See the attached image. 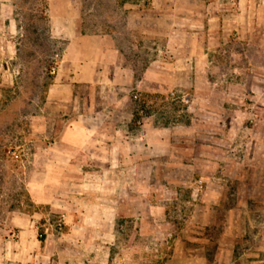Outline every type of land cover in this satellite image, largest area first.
Returning <instances> with one entry per match:
<instances>
[{"label":"crops","instance_id":"0c3cea01","mask_svg":"<svg viewBox=\"0 0 264 264\" xmlns=\"http://www.w3.org/2000/svg\"><path fill=\"white\" fill-rule=\"evenodd\" d=\"M123 1L120 15H108L111 23L89 31L78 0H43L42 13L61 49L41 107V121L32 125L33 137L21 145L33 148L25 184L34 208L10 217L0 234V264H129L124 251L138 243L136 238L145 236L147 229L176 226L167 219L168 199L163 193L148 194L149 221L140 219L145 205L129 206L131 197L147 198L145 164L158 170L171 166L164 180L175 186V199L181 197L182 187L189 186L193 207L186 228L207 229L214 209H225L229 194L205 186L212 176L210 166L217 164L221 176L228 160L214 162L204 150L199 157L192 145L181 143V136L194 141L198 134L194 126L156 125L143 113L147 100L174 90H183L187 98L199 102L216 85L226 102L235 97L226 90L228 84L256 81L237 72L252 69V38L259 22L263 23L256 12L259 0ZM16 4V0H0V47L2 37L10 45L15 37L11 26ZM8 20L6 34L1 22ZM232 44L243 49H230L232 71L220 75L212 53ZM260 48L257 51L264 50ZM156 52L167 55L162 58ZM241 56L247 60L245 65L238 60ZM248 88L252 96L253 89ZM138 101L142 105L135 107ZM221 108L213 111L201 103L200 112L229 115L223 102ZM234 108L252 123L261 114L258 103H239ZM202 147L209 148V142ZM236 193L240 197L241 192ZM235 206L228 210L245 212L241 204ZM42 207L63 212L62 235L42 229L46 226ZM131 216L136 220L126 219ZM198 233L175 239L180 244L193 243L204 232ZM184 249L188 248L182 247L181 254Z\"/></svg>","mask_w":264,"mask_h":264},{"label":"rangeland","instance_id":"374dc122","mask_svg":"<svg viewBox=\"0 0 264 264\" xmlns=\"http://www.w3.org/2000/svg\"><path fill=\"white\" fill-rule=\"evenodd\" d=\"M78 1L86 29L89 31L111 23L108 15L113 17L114 14L120 15L122 13L120 4L124 2ZM215 1L220 3L223 0ZM16 2V19L11 26L15 37L13 36L11 45L2 37L0 47V234L9 226V219L14 213L21 210L31 211L34 208L25 184L26 173L32 166L30 159L33 148L31 144L21 145L33 137L29 132L32 125L41 121V107L52 76L50 69L57 60V52L61 49L60 42L50 34L47 16L42 13L45 4L43 0ZM256 12L258 19H263V23L259 22L257 28L259 31L252 38L255 44L250 49L252 69L237 72L239 76L245 73L247 76L250 75L251 79L258 78L256 81L253 80L246 85L228 84L226 90L232 92L235 97L226 102L223 94L217 92L216 85L213 87L214 90L211 88L208 92L209 97L199 102L187 98L183 90H174L167 96L159 95L152 101L147 100L143 113L156 125L173 128L194 126L195 132L198 133L194 141L190 137L181 136V143L192 145L193 151L198 153L199 157L204 150L214 162H220L225 158L228 160L225 172L221 176L219 173L221 168L217 164L210 166L209 172L212 176L205 186L206 189H224L229 194L223 203L225 209H214L212 224L207 229L186 228L185 222L193 207V200L187 192L189 186L182 187L181 197L175 199L173 194L175 186L164 180V176L170 174L171 166L162 165L158 170L155 165L145 164L147 198L142 201L141 197L140 199L131 197L128 204L134 208L145 205L146 208L142 207L143 212L140 211V219L149 221L151 218L148 194L151 191L155 194L163 193L168 199L167 219L176 226L170 229L162 227L156 231L147 229L145 236L136 238L138 247L136 246L138 243L134 242L128 251L125 250L126 245L122 244L124 256L128 255L129 264H264V50L257 51L261 49L260 47L264 48V3L262 4L261 0ZM1 23L3 30L8 34L10 21ZM117 23L119 24V21ZM214 44L215 48L219 47L218 40L214 41ZM231 48L240 51L243 46L225 45L221 51L212 53L213 61L220 67L218 68L220 75L224 73L228 76L232 71L229 68V65L234 63ZM154 54L157 56L162 54V58L167 55L165 52ZM241 57L238 60L241 65H245L247 60ZM254 62L258 64L257 67ZM248 86L253 89L251 92L253 98L249 94ZM254 97H257V100ZM200 102L213 111L223 110L221 108L223 102L225 111L230 113L227 116L201 113ZM251 102L258 103L261 110L258 120L253 123L234 108L239 107V103ZM141 105L138 101L135 107ZM223 120H228L226 125L222 123ZM207 141L210 147L203 148L202 144H207ZM165 156L163 151L162 157ZM238 162H241V165L237 169ZM235 173H238L236 175L238 179L234 177ZM130 183L133 187L132 182ZM238 190L241 192L240 197L236 193ZM198 199L200 198L197 197ZM237 203L245 208V212L239 210L235 214L228 210L235 208ZM42 208L46 215L42 219L46 226L42 229L48 227L49 233L62 235L65 226L63 230L58 231L55 222L63 212L52 207ZM236 217L237 225L233 222ZM126 219L136 220L132 216ZM197 233L200 235L203 233V239L188 244L176 242V235L186 237ZM120 235L125 237V231H121ZM182 247L188 248L183 250V254Z\"/></svg>","mask_w":264,"mask_h":264},{"label":"built area","instance_id":"2783aa9c","mask_svg":"<svg viewBox=\"0 0 264 264\" xmlns=\"http://www.w3.org/2000/svg\"><path fill=\"white\" fill-rule=\"evenodd\" d=\"M56 65L57 64L54 63L51 66V69H50L51 73H55L56 72V68H57ZM64 226H65V215L61 214L59 216V218L57 219V221L55 222V227L57 228L58 231H61V230H63ZM45 229L48 230L49 228L46 227Z\"/></svg>","mask_w":264,"mask_h":264}]
</instances>
